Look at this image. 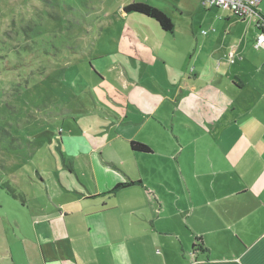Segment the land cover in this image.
Listing matches in <instances>:
<instances>
[{
    "label": "crops",
    "instance_id": "1",
    "mask_svg": "<svg viewBox=\"0 0 264 264\" xmlns=\"http://www.w3.org/2000/svg\"><path fill=\"white\" fill-rule=\"evenodd\" d=\"M253 18L209 22L207 36L185 42L176 24L169 33L156 22L161 41L137 35L139 72L118 47L127 93L100 109L110 122L96 141L70 132L60 137L62 163L51 151L44 197L22 232L36 252L23 249L24 262L264 264V0Z\"/></svg>",
    "mask_w": 264,
    "mask_h": 264
},
{
    "label": "rangeland",
    "instance_id": "2",
    "mask_svg": "<svg viewBox=\"0 0 264 264\" xmlns=\"http://www.w3.org/2000/svg\"><path fill=\"white\" fill-rule=\"evenodd\" d=\"M132 1L0 0V264H27L23 249L36 252L22 232L36 219V198L44 197L40 180L53 170L51 151L63 162L60 137L84 131L96 141L110 122L100 109L114 108L113 99L127 93L121 63L134 55L131 69L144 65L137 35L143 30L161 41L154 19L122 13ZM136 1L166 11L179 42L207 36L209 22H255L227 19L200 0ZM179 3L183 11L172 6ZM172 38L166 34L176 43Z\"/></svg>",
    "mask_w": 264,
    "mask_h": 264
},
{
    "label": "trees",
    "instance_id": "3",
    "mask_svg": "<svg viewBox=\"0 0 264 264\" xmlns=\"http://www.w3.org/2000/svg\"><path fill=\"white\" fill-rule=\"evenodd\" d=\"M123 11L127 14L137 13L139 15L152 18L159 24L160 28L165 32L173 33L175 31V22L173 21L172 17L166 11L148 2L134 0L132 2H129L128 4H125L123 6ZM130 146L134 151H139L143 153L152 152V149L147 144L141 142L131 141ZM137 183H140V181H138ZM133 184H136V182L130 181L119 183L110 192L114 193L119 189L125 188ZM147 193L149 195L155 196V194L150 190H147ZM195 246L196 245H194V247Z\"/></svg>",
    "mask_w": 264,
    "mask_h": 264
},
{
    "label": "built area",
    "instance_id": "4",
    "mask_svg": "<svg viewBox=\"0 0 264 264\" xmlns=\"http://www.w3.org/2000/svg\"><path fill=\"white\" fill-rule=\"evenodd\" d=\"M205 7L220 8L230 11L233 15L246 19L249 16H254L257 12L259 0H200ZM257 26L264 29V20L257 19ZM204 34L208 31L204 30ZM264 43V32L258 36L256 40V48H260ZM234 59H231L233 62Z\"/></svg>",
    "mask_w": 264,
    "mask_h": 264
}]
</instances>
